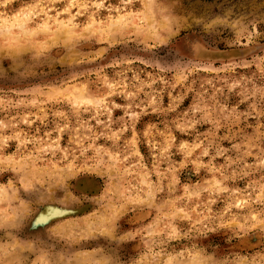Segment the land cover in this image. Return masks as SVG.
I'll return each instance as SVG.
<instances>
[{"label": "rangeland", "instance_id": "1", "mask_svg": "<svg viewBox=\"0 0 264 264\" xmlns=\"http://www.w3.org/2000/svg\"><path fill=\"white\" fill-rule=\"evenodd\" d=\"M0 264H264V0H0Z\"/></svg>", "mask_w": 264, "mask_h": 264}]
</instances>
